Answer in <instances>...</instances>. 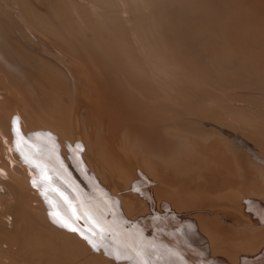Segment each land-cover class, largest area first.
<instances>
[{"label":"bare ground","instance_id":"6f19581e","mask_svg":"<svg viewBox=\"0 0 264 264\" xmlns=\"http://www.w3.org/2000/svg\"><path fill=\"white\" fill-rule=\"evenodd\" d=\"M0 169V264H264V0H0Z\"/></svg>","mask_w":264,"mask_h":264},{"label":"rangeland","instance_id":"374dc122","mask_svg":"<svg viewBox=\"0 0 264 264\" xmlns=\"http://www.w3.org/2000/svg\"><path fill=\"white\" fill-rule=\"evenodd\" d=\"M231 91H232V90H231ZM18 163H19V162H18ZM0 172H1V169H0ZM28 172H29V171H28ZM0 175H2V174L0 173ZM2 176H3V175H2ZM2 176H1V177H2ZM148 234H150V232H149V231H148Z\"/></svg>","mask_w":264,"mask_h":264}]
</instances>
